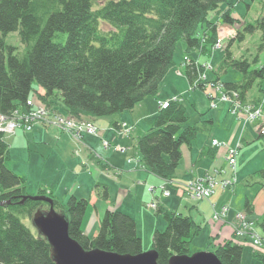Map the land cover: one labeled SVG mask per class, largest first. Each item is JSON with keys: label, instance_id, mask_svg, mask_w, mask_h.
Returning a JSON list of instances; mask_svg holds the SVG:
<instances>
[{"label": "trees", "instance_id": "obj_1", "mask_svg": "<svg viewBox=\"0 0 264 264\" xmlns=\"http://www.w3.org/2000/svg\"><path fill=\"white\" fill-rule=\"evenodd\" d=\"M233 1L104 0L96 5V0H0V116L11 118L19 108L25 109L33 84L44 91V96L39 97L44 107L57 112L53 108L60 104L66 115L78 120L132 111L145 98L157 94L173 66L176 44L184 43L187 54L197 51L206 55L215 43L218 24L234 26L235 36L226 42L216 73L233 69L240 74V80L220 83L216 78L214 83L225 94L235 95L242 105L247 101L256 103L264 93V64L257 67L258 54L235 58L230 47L235 42L243 43L246 35L259 32L257 50L264 48V0L262 15L255 22L233 16L235 4L244 0ZM222 3L228 8L223 13L219 11ZM211 13L216 15V21L209 20ZM11 33H17L21 49L7 45L5 40ZM184 58L181 68L189 87L204 92L205 83L194 85L202 71L199 63L192 59L185 62ZM254 88L257 97H251ZM158 109L152 127L137 138L136 151L146 171L171 182L182 146H190L201 128L187 125L181 98L166 109ZM8 151L0 133V264H55L47 241L36 230L34 235L21 221L24 210L32 218L34 212L48 209V205L29 199L20 204L26 197L25 181L6 167ZM256 175L264 190V169ZM45 195L40 191L37 196ZM46 197L67 220L69 236L84 250L120 255L143 252L131 217L107 210L97 235L88 238L81 231L87 200L71 197L62 205L52 196ZM101 197L107 198V192H102ZM244 206L243 213L249 215L251 204L246 201ZM158 214L166 228L152 235L151 250L157 253V263L168 264L172 256L191 255L190 243L200 227L180 214L161 209ZM258 228L264 237V223ZM211 249L222 264H241L240 245L224 242ZM253 255L264 264V253Z\"/></svg>", "mask_w": 264, "mask_h": 264}, {"label": "crops", "instance_id": "obj_2", "mask_svg": "<svg viewBox=\"0 0 264 264\" xmlns=\"http://www.w3.org/2000/svg\"><path fill=\"white\" fill-rule=\"evenodd\" d=\"M180 47L182 52L187 54L184 43ZM200 56L202 55L198 53V57ZM185 57L190 59V53ZM195 61L200 63L198 59ZM181 63H175L178 76L169 70L159 85L157 94L145 98L132 111L109 118L88 119L95 126L96 135L82 134L81 139L77 141L71 134L53 125L38 122L30 136H32V143L35 144V150H38L35 153L38 159L36 163L46 168L42 169L45 171L44 174L42 172L35 175V184L26 183V194L36 196L40 191H44L46 196H52L62 205H65L71 197L77 200H87L88 206L81 229L88 237L96 236L99 223L107 210H116L133 219L142 244L147 243L149 246L153 233L163 232L166 228L162 215L149 208L155 203L157 210L161 209L188 217L200 227L197 236L200 239L204 237L201 245L206 242L207 247L212 248L224 242H232L240 245L243 252L245 248H248L254 254L252 243L247 236L244 234L239 238L234 236L231 222L238 212H245L244 205L248 201L251 204V213L246 215L247 220L255 222L254 228L264 223V220L259 221V218H264V215H257L255 204L250 202V200H258L264 205V190L260 186L261 181H253V175L264 169L263 161L254 154L259 143H261L259 152L264 153V137H260L256 121L244 124L242 120H238L236 114L230 111V104L217 101L214 110L220 108L218 114L205 119L206 122H202L201 125V130H206L208 136L200 143L196 139L190 146H182L179 166L184 163V169L177 174V177L175 174L171 182L163 181L146 171L139 162V156L136 162L135 157L131 155L122 166H118L119 160L112 159V153L123 154L136 148L137 138L147 132L155 121L159 111L157 106L159 101L180 96L179 94H182L189 86L183 68L180 66ZM208 77L207 75V79ZM35 92V108H37L38 103L42 105L39 97L44 96V91L36 86ZM210 94L214 97L213 92L210 91ZM217 103H222V105L218 107ZM53 109L59 110L58 107ZM202 110H207V104L204 101L199 109L200 116L206 112ZM122 126L132 127L127 135L130 139H125L131 142L129 147H123L125 144L121 143L123 139L121 137L125 134L118 133V131ZM214 140L219 143L217 147L212 145ZM102 142L109 144L106 149L108 152H103ZM220 144L223 146L219 147ZM116 147H119V151L115 150ZM234 148L238 149L236 158L238 185L234 192L217 188L209 200L199 201L192 198L185 189V184L205 176H214L216 175L215 169L223 171L227 177L229 169L225 159L228 150ZM77 150L80 151L79 156H76ZM84 161L86 164L83 165ZM251 163L257 165L250 168ZM224 176L219 174L217 177L220 179ZM68 178H73L69 184H67ZM150 188L154 191L150 192ZM161 189L168 191L169 196L161 197ZM104 191L107 192V198L101 197ZM236 200H238L237 204ZM241 202L242 210H240ZM223 207H227V212L221 221L214 222V213L220 212ZM89 213L91 217L87 219L86 215ZM256 215L257 218H255Z\"/></svg>", "mask_w": 264, "mask_h": 264}, {"label": "rangeland", "instance_id": "obj_3", "mask_svg": "<svg viewBox=\"0 0 264 264\" xmlns=\"http://www.w3.org/2000/svg\"><path fill=\"white\" fill-rule=\"evenodd\" d=\"M103 1L104 0H96L95 4L99 5V3H102ZM232 2H234V1L232 0ZM247 5L249 6V9H247V7H246ZM227 9L228 8H227L226 3H222L219 5V11H221V13L225 12ZM231 11L233 13V16H236L238 19H240L244 22H255L262 15L261 0H255V1L244 0V3L243 2L242 3H236L234 6V9H232ZM208 17H209L210 21H216V15L215 14L211 13L208 15ZM230 27L232 28V30H234V28H235L234 26H230ZM218 28L220 31L217 33V38H219L220 36H226V32H228L229 27H227V25L219 24ZM201 30L202 29L199 28V30H198L199 34H202ZM5 41H6L7 45H11V46H14L15 48L21 49V44L19 42L17 33L9 34L6 37ZM215 43L213 44V47L211 48L212 49L211 52L206 54V55H202V56L198 57L199 52L198 53H197V51L190 52V59H193V60L198 59L200 62L199 64H201V65H203V64H206V65L211 64L212 65V66H210L212 68V71L208 72L209 77H208L206 89L204 88V92L199 90V89L192 90L188 86L187 88H185V91L182 94H179L180 96H174V97L169 99V100H173L177 97H180L182 99V104L185 106L186 114L188 117L187 125H197L198 127L201 128L202 122H206L205 119H210L209 118L210 116H216L218 114L220 108H217L216 110H214L215 108L211 109L209 101H208V95L210 94V91L214 93L215 98L217 97L216 98L217 101H220L219 97L222 94H225L224 92H222L221 88L217 91L216 87L212 85V83H214L216 78L219 79L220 83L236 82V81L240 80V74L233 69L226 70V73H218V74L216 73L217 68L220 65V63L222 62V59L225 55V48L227 46V43L225 42V45L222 43L220 48H216ZM259 44H260V34H259V32H257L255 34H253L252 36L246 35V38H245L243 43H238V42L233 43L232 46L230 47V51L235 58H239L242 54H245V55L258 54V56H259L258 64H257V67H258L261 64H264V48L260 51L257 50ZM181 45H182V42H178L175 46V50L173 53V66L170 69V71L174 72L177 76H178V74H177L178 68L175 69V63L176 64L181 63L182 58L187 56V54H184L182 52V49L180 47ZM199 54L201 55V53H199ZM203 54H205V53H203ZM181 64H180V66H181ZM262 83H263L262 89H264V81ZM194 85H195V83H194ZM35 87H36V85L33 84L32 85V92L29 95V98L27 100V106L30 108H34L36 110V108H35V93H36ZM228 97L231 100H234V98H236V102H238V104L240 106L245 107V108L247 107V108L251 109L252 112H254L255 110H260L261 114L262 115L264 114V109L262 111V104L264 105V99H261V96L259 97V101H257L256 103H254V102L252 103V102L247 101L244 105L239 103V101L237 100V97L235 95H232V96L228 95ZM251 97H257L256 88L253 89V91L251 93ZM169 100H165V101H169ZM203 101L206 102V104H207V110H202V111H206V112H205V114L200 116L201 111H199V109H201V107L203 105ZM162 102H164V101H159L158 103H162ZM158 103H157V106H158ZM223 103H227V102L224 101ZM140 104H138V105H140ZM217 104H218V107H219V105L220 106L222 105V103H217ZM42 105L41 104L39 105V103H38L37 107H40ZM138 105H136V106H138ZM158 108H159V106H158ZM58 109L59 110H57V112H55L56 115L64 116V117L68 116L69 118H73L71 115L65 114V112L61 108L60 104L58 105ZM52 112H54V111H52ZM74 119H77V117L76 118L74 117ZM238 120H242L244 122L243 119H238ZM42 123H44V122H42ZM249 123L250 122H248V123L244 122V124H249ZM36 124L37 123H35V117L29 116L24 108H19L15 113H13V116L11 118H6L3 116H0V133H2L4 135V140H5L6 144L10 147V153H9L10 159H9L8 163H10V166L13 169L14 173L15 174L18 173L19 175H22L23 177L21 176V178H23L24 180L26 179L25 181L29 185L35 184V175H39L42 172L44 174L45 171H43L42 169L46 168V167L42 168V165H39V163H36V160H38V159L35 157V153H37L38 150H35V144L32 143V141H31L32 136H30V133L33 131ZM45 124H47V122H45ZM49 125H51V124H49ZM131 128L132 127L122 126L121 128H119L118 133L123 134L125 130L131 129ZM17 131H19V132H17ZM16 133H17V135H15ZM24 134H25V136H24ZM207 136H208L207 131L202 129L197 133V136L194 139V141H196V139H197V140H199V143H200ZM214 136H216V135L214 134ZM121 138H123L121 140V143L125 144L123 147H129V143L131 144V142L128 140H125V139H130L127 136V134L123 135ZM77 141H79V140H77ZM123 141H124V143H123ZM258 142H261V141H258ZM259 145H261V143H259ZM259 145H257L254 154L257 155L264 163V153L259 152V149H260ZM102 146L104 148L103 152H105L107 148L104 147L103 142H102ZM222 146H223V144H220L219 147H222ZM131 150L132 151H127V152H124L123 154H121L120 152L119 153L118 152L112 153L113 154L112 159L113 160H119L118 166H122L123 163L126 162L127 158H129L131 155H132V157L134 156L135 157L134 160L136 162H138V160H137L138 155H137L136 148L131 149ZM106 152H108V151H106ZM75 153H76V156L80 155L79 150H77V152H75ZM236 158L237 157H235V162H237ZM225 161H226L227 168L229 169L228 176L226 177L227 174H225L223 171H221L219 169L214 170L216 173V175H214V176H218L219 174L220 175L224 174L225 175L223 177L224 180H222V181H231V183L228 185V186H230L229 190L231 192H234L235 188L238 185L237 178H236V169H235V164H234L235 162H233L230 159H228V160L225 159ZM82 164L83 165L86 164L85 161ZM256 165H257L256 163H251L250 168L255 167ZM183 167H184V163H181V166H179L178 171L176 170V172H175L176 177H177V174L181 173V170L184 169ZM210 177H213V176H210ZM72 179L73 178H68L67 184H69L72 181ZM253 181L254 182H260V179L256 175H253ZM231 188H232V190H231ZM30 196L31 195L26 194V197H30ZM31 197H35V195H33ZM31 201H33V200H31ZM67 201H66L65 205L67 204ZM237 201L238 200L235 201L236 204H237ZM257 201L258 200H250L251 203L255 204V209H256L257 215L258 214L264 215V205L262 202L258 201V206H259L258 207L256 204ZM242 209H243V207H242V202H241L240 210H242ZM47 210H48L47 208L41 209V211H43V212H46ZM91 212L94 213L93 209H91ZM22 213H23L22 214L23 216L21 217L22 223L25 224L27 227H29L30 230L32 231V233L35 235V228L33 227V224H32L31 215H28L26 210H24ZM237 214H239V216H241L242 218L244 217V221L246 223L249 222V224H251V225L253 224V228L250 229V226H248V229H247V226L244 227L242 225V221H239L238 219H236V216H235V219L232 220V222H231L232 223L231 226L233 227V229L235 231H238V232H240L239 230L242 231V229L243 230L246 229L245 231H243L244 232L243 234L250 239L251 243H253L255 240H257L259 242V244H261L262 248L264 249V237H263L262 231L259 228H254L255 222L248 221L246 214H243V212H238ZM257 215L255 218H257ZM86 216H87V219H89L91 217V214L89 213ZM222 217L223 216H221L217 219L215 216H213V221L214 222L219 221V220L221 221ZM259 219H260L259 221L264 220V218H259ZM241 227H243V228L240 229ZM234 236L236 238H239V236H241V235L238 236L237 233L235 232ZM198 237L199 236H197V238ZM197 238H194V240H192V242L190 244V254H194V253H198V252H211L212 251L211 248L207 247L206 242H204L201 245V240L204 241V237H202L201 239L200 238L197 239ZM151 244H152V237H151V243L149 244V246L147 243L144 245L142 244L143 252L150 251L151 250ZM260 253H258L254 250V254L259 255ZM242 257L243 258L241 260V264H261L259 261L256 260V258H254V255L252 254V252L248 248L244 249Z\"/></svg>", "mask_w": 264, "mask_h": 264}, {"label": "water", "instance_id": "obj_4", "mask_svg": "<svg viewBox=\"0 0 264 264\" xmlns=\"http://www.w3.org/2000/svg\"><path fill=\"white\" fill-rule=\"evenodd\" d=\"M48 205V210H37L32 217L35 230L49 244L55 264H158L153 250L138 255H120L98 249L84 250L68 233V222L55 211L53 200L46 196L24 197ZM2 205V203H0ZM168 264H222L212 252H198L191 255L172 256Z\"/></svg>", "mask_w": 264, "mask_h": 264}, {"label": "built area", "instance_id": "obj_5", "mask_svg": "<svg viewBox=\"0 0 264 264\" xmlns=\"http://www.w3.org/2000/svg\"><path fill=\"white\" fill-rule=\"evenodd\" d=\"M233 36H234V34L232 32H227L226 36H220L215 41L216 42L215 47L220 48L224 41L232 38ZM184 61L188 62V59L184 58ZM200 69L202 71L200 72V76L196 80L195 85L200 84V83L203 84L206 81V73L211 70V67L209 65H203L202 67H200ZM219 89H220V86H216V90L218 91ZM209 96L211 97L210 107L215 108L216 103L214 101V97L211 96V94H209ZM219 100L221 102L225 101L228 104H230L231 105L230 111L233 114H236L238 119H243L245 123L252 122L255 120L259 121L260 133L262 135H264V114L262 115L260 110H255L254 112H252L251 109H249L247 107L245 108V107L240 106L238 104V102H236V98H234V100H231L227 94H222L219 97ZM173 101L174 102L179 101V98H175L173 100L158 103V106L160 109H166L169 106V104ZM38 122H44V123L47 122V124H51V125L59 128L60 130L64 131L65 133L71 134L75 140H80L82 137V134L96 135V128H95V126H93V124L91 122L77 120L74 118H69L68 116L67 117L58 116L55 114V112H52L51 110L47 109L44 106L37 107L35 110V123H38ZM129 131H130V129L125 130L123 134L128 135ZM103 145L106 148L109 147V144L107 142H103ZM212 145L214 147H217L219 145V143L214 140L212 142ZM115 150L119 151V147H116ZM236 155H237V150L236 149H230V150H228V153L226 155V160L230 159L233 162H235ZM230 183H231V181H224V182H222V186L226 187V189H229L230 186H228V185ZM214 185H215V183L212 180V177L205 176L203 178L191 180V181L187 182L185 184V189L187 190V192L189 194H191L194 197L195 200L201 201L202 199L210 196L211 190H212ZM153 190H154L153 188L149 189L150 192H153ZM231 190H232V188H231ZM168 196H169V192L161 189V197H168ZM154 204L151 205L152 208L154 207ZM226 212H227V207H223L220 212H218V213L215 212L214 216L218 219L219 217L224 216ZM236 219H238L239 221H242V225L244 227L247 226V229H248V226H250V229L253 228V224L251 225V224H249V222L246 223L244 221V217L242 218L241 216H239V214L236 215ZM242 228L243 227H241L240 229H242ZM245 230H243V229H242V231L239 230L240 232L234 230V233L236 232L237 235L239 236V235H242L244 233L243 231H245ZM252 247L256 252L264 253V249L262 248L261 244H259V242L257 240H255L252 243Z\"/></svg>", "mask_w": 264, "mask_h": 264}, {"label": "bare ground", "instance_id": "obj_6", "mask_svg": "<svg viewBox=\"0 0 264 264\" xmlns=\"http://www.w3.org/2000/svg\"><path fill=\"white\" fill-rule=\"evenodd\" d=\"M264 90V89H263ZM217 98V97H216ZM261 99H264V93L261 95ZM210 100H211V97L208 95V101L210 102ZM263 109H264V105L262 104V111H263ZM25 111L27 112V114L29 115V116H33V117H35V109L34 108H30V107H26L25 108ZM256 121V120H255ZM255 121H252V122H255ZM252 122H250V123H252ZM257 122V127H258V133H259V135L261 134L260 133V129H259V125H260V123H259V121H256ZM264 136V135H263ZM235 149V148H234ZM8 152L10 153V147L8 146ZM236 150H237V148H236ZM236 157H237V155H236ZM9 159H10V155L8 156V160L6 161V167L10 170V171H12L13 173H14V171L12 170V168H11V166H10V163H8L9 162ZM235 169H236V162H235ZM16 175H18L17 173H16ZM222 175H224V174H222ZM18 176H20L21 177V175H18ZM23 179V178H22ZM24 180V179H23ZM212 180L214 181V183H215V185L213 186V188H212V190H211V194H210V196H208L207 198H204V199H202V200H209L213 195H214V193H215V190L217 189V188H219V189H221V190H225L226 189V187H223L222 186V182H224V181H222V180H224L223 179V177L222 178H220V179H218V177L217 176H213L212 177ZM25 181V180H24ZM229 190V189H228ZM154 191V190H153ZM25 193H26V181H25ZM190 196L192 197V198H194L191 194H190ZM150 208V210L151 211H153V212H157L158 210H157V204H154V207L152 208V206H150L149 207ZM35 213V212H34ZM34 213H33V215H34ZM32 215V216H33ZM83 221V220H82ZM100 224V223H99ZM81 225H82V223H81ZM34 227V226H33ZM29 228V227H28ZM30 229V228H29ZM99 229V228H98ZM81 231H82V229H81ZM82 233H83V231H82ZM84 234V233H83ZM39 235V234H38ZM85 235V234H84ZM97 235V234H96ZM39 236H41V235H39ZM86 237H88L87 235H85ZM42 237V236H41ZM95 237V236H94ZM43 238V237H42ZM88 238H93V237H88ZM72 239V238H71ZM75 241V240H74ZM49 245V244H48ZM50 247V246H49ZM51 250V249H50Z\"/></svg>", "mask_w": 264, "mask_h": 264}]
</instances>
